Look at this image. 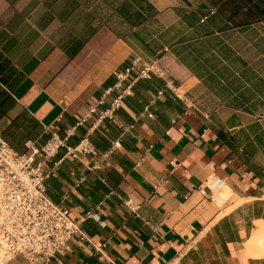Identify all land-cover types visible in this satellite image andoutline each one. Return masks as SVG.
Masks as SVG:
<instances>
[{"label":"crops","instance_id":"0c3cea01","mask_svg":"<svg viewBox=\"0 0 264 264\" xmlns=\"http://www.w3.org/2000/svg\"><path fill=\"white\" fill-rule=\"evenodd\" d=\"M134 57L163 76L117 86ZM3 64L25 78L0 133L87 119L68 144L97 152L47 163L85 235L50 264H264V0H0Z\"/></svg>","mask_w":264,"mask_h":264},{"label":"built area","instance_id":"2783aa9c","mask_svg":"<svg viewBox=\"0 0 264 264\" xmlns=\"http://www.w3.org/2000/svg\"><path fill=\"white\" fill-rule=\"evenodd\" d=\"M137 69V78L163 76L156 64L134 57L127 68L116 73L117 86L129 80ZM131 89L132 82L126 91ZM121 106L122 97H118L99 119L113 118ZM96 112L94 107L90 115ZM86 120L66 129L63 136L52 134L44 144L26 143L25 152L12 147L0 133V261L23 256L40 264H50L72 238L85 237L81 223L72 219L71 210L48 196L46 181L50 171L46 166L62 149L73 158L96 155L88 138L75 146L68 144L77 127ZM126 205L133 215L140 216V203L129 199Z\"/></svg>","mask_w":264,"mask_h":264},{"label":"trees","instance_id":"16d2710c","mask_svg":"<svg viewBox=\"0 0 264 264\" xmlns=\"http://www.w3.org/2000/svg\"><path fill=\"white\" fill-rule=\"evenodd\" d=\"M0 120L6 116L8 110L14 104L12 94L19 87L25 75L22 72L18 73V69L8 67L3 64L0 67ZM17 75V76H16ZM43 132V127L38 121L32 118L27 111H24L18 118L13 120L12 124L2 132L5 140H7L12 147L20 152H25L24 146L28 139H33ZM47 138L46 134L42 135Z\"/></svg>","mask_w":264,"mask_h":264},{"label":"bare ground","instance_id":"6f19581e","mask_svg":"<svg viewBox=\"0 0 264 264\" xmlns=\"http://www.w3.org/2000/svg\"><path fill=\"white\" fill-rule=\"evenodd\" d=\"M260 244V243H259ZM262 244V243H261ZM254 246H257V244H255ZM257 248V247H256Z\"/></svg>","mask_w":264,"mask_h":264}]
</instances>
